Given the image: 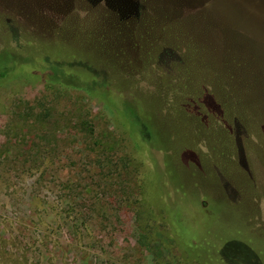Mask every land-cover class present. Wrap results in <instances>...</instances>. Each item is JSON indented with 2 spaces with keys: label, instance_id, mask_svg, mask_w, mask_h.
<instances>
[{
  "label": "rangeland",
  "instance_id": "374dc122",
  "mask_svg": "<svg viewBox=\"0 0 264 264\" xmlns=\"http://www.w3.org/2000/svg\"><path fill=\"white\" fill-rule=\"evenodd\" d=\"M147 132L215 214L190 251L264 264V0H0V264H195Z\"/></svg>",
  "mask_w": 264,
  "mask_h": 264
},
{
  "label": "trees",
  "instance_id": "16d2710c",
  "mask_svg": "<svg viewBox=\"0 0 264 264\" xmlns=\"http://www.w3.org/2000/svg\"><path fill=\"white\" fill-rule=\"evenodd\" d=\"M144 86L148 88V92H151L153 84L151 83L150 79L146 80ZM146 134L149 136H147V139L144 142L145 155L143 157V161L149 173L151 174V179L154 188L157 191V195L161 196V194H165L166 189L164 186H158L156 183L154 174L155 172L153 170V165L151 164L153 161V154L162 156L163 171L167 173L169 179L171 182H173V188H171V190L168 188V192H170L169 203H172L169 204L171 208V215L166 217L165 212L168 209H165L164 204L163 207L160 208L159 212V215L161 216L160 220L163 224L162 231L165 236L174 240V242L185 252V254H187L191 260L194 261L195 264H203V254L199 251L191 252L189 248L193 249V247L198 245L199 237H201L203 233H205V230H207L208 225L206 222H208L209 219L213 221V219H215V214L212 212L210 206L205 207L203 205L198 195L196 197L198 201L181 196L180 192L184 191L183 189L185 188L186 181H184L183 172L180 169L181 167L178 166L179 154L176 151L177 147L175 148L170 145L168 146L163 142L160 143L159 147L150 145L148 138H151V135L148 132ZM163 198H166V195L159 197L161 206V201H163ZM178 209L184 212V218L178 217L174 214ZM251 216H253L255 219H261V216H257L254 213H252ZM229 245L230 242L225 243L224 248L226 249V247H229ZM220 252L222 251L220 250ZM222 254L223 253H221L220 256ZM213 256L216 258V261L220 258V256ZM219 261L221 262V258ZM222 262V264H229V262L232 261H230L227 257H223Z\"/></svg>",
  "mask_w": 264,
  "mask_h": 264
}]
</instances>
